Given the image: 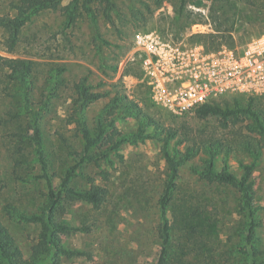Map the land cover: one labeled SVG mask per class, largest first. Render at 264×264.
<instances>
[{
  "label": "rangeland",
  "instance_id": "1",
  "mask_svg": "<svg viewBox=\"0 0 264 264\" xmlns=\"http://www.w3.org/2000/svg\"><path fill=\"white\" fill-rule=\"evenodd\" d=\"M237 1L236 43L232 47L264 34V0ZM20 3L21 0H0V15L14 18L19 13L17 5ZM90 6L91 12L85 6V0L75 4L72 0H61L56 9L39 10L26 22L15 53L5 50V37L0 34V64L3 57H22L42 63L35 90L36 100L42 97L41 87L48 70L58 73L60 67L66 68L58 76L62 80L56 86V95L42 110L45 159L55 191L61 190L67 168L79 161L71 186L89 187L94 182L108 189L107 201L100 207L73 201L67 208L66 199L57 204H63L59 212L67 208L66 216L72 225L88 224L92 227L89 232L59 234L65 246L85 253L65 256L62 264L157 262L161 250L158 199L167 172L162 147L168 128L178 131V136L170 140V150L176 149V145L182 153L197 150L192 159L181 166L178 179L181 194L176 196V200L190 197L197 207L198 214L193 222L200 231L202 250L194 258L197 255L206 258L205 251H209V264L239 261L236 248L244 219L239 211L237 191L230 186L205 182L190 169L192 164L205 165L210 155L204 144L209 139H220L236 148L229 155L224 149L220 151L217 156L219 167L227 161L232 172L242 175L244 165L251 166L254 203L258 206L262 223L257 230L256 244L264 249V148L262 155L255 160L243 144L258 135L248 126L252 118L241 116L235 123L218 116L200 118L196 111L179 114L158 105L132 58L135 37L146 29L184 42L197 41L192 37L194 33L212 31L207 20L210 19L212 0H187L186 13L193 22L186 24L180 32L176 21L181 0H162L160 5L157 0H94ZM69 9L73 10L77 21L67 27ZM114 65L117 69L112 68ZM2 70L0 67V74ZM83 79L90 85V91L101 95L90 101L84 110L91 136L97 137L100 128L103 129L87 156H84L85 142L74 104L78 96L75 84ZM5 85L0 81L1 90ZM119 92H125L143 110L153 114L162 125L161 132L152 137L123 141L114 149L118 138L139 130L141 120L139 114L129 116L123 102L112 103ZM2 94L0 219L9 227L25 256H29L32 245L38 241L39 226L22 220L19 215L37 213L41 206L48 204L49 187L34 147L22 142L23 149L19 152V140L12 135L4 115L5 110L16 103L11 98H3ZM237 96L242 98L243 105L247 104L248 96ZM253 105L264 112V94L256 96ZM23 125L27 127V124ZM60 133L68 138L70 147L64 145ZM71 151H78L79 155H70ZM262 256L261 260H264Z\"/></svg>",
  "mask_w": 264,
  "mask_h": 264
},
{
  "label": "trees",
  "instance_id": "2",
  "mask_svg": "<svg viewBox=\"0 0 264 264\" xmlns=\"http://www.w3.org/2000/svg\"><path fill=\"white\" fill-rule=\"evenodd\" d=\"M61 0H21L17 5L19 13L14 18L6 15H0V34L5 37L4 48L7 52L15 53L20 38V34L28 20L41 9H56ZM94 0H85V6L88 11L92 9L90 3ZM111 2L112 0H103ZM187 0H181L176 28L178 32L187 24L192 23L186 13ZM73 4L79 0H72ZM162 0H157L160 5ZM239 5L237 0H212V7L207 19L212 26V31L198 32L192 35L198 42L203 44L208 50H216L223 45L232 47L236 43L234 29L237 23V14ZM72 9L68 10V19L66 25H73L77 19ZM168 38V37H166ZM180 40V39H178ZM242 45V44H241ZM136 61L139 67V74L143 77L140 63ZM41 62L22 58V57H3L0 67L3 69L0 74L1 83H6L0 93L3 98H11L16 104L8 107L4 115L9 128L12 129V135L18 140V150L22 151L24 143H30L38 154L45 171V178L49 187V202L41 206L37 213H20V218L27 222L39 226L38 241L32 245V253L25 256L19 244L16 242L9 227L0 219V264H62L63 257L81 256L83 251L69 248L62 243L59 234H68L74 231H91V225L74 226L66 216L67 208L73 201H81L93 207H100L108 198V189L105 186L93 182L89 187L77 188L71 186V179L74 176L79 162L67 168L65 176L61 181V190L55 191V186L47 171V160L45 159L44 138L42 129V110L48 107L50 100L56 95V86L62 80L58 76L64 70V67L55 70L49 69L41 87L42 97L35 99V90L37 79L39 78ZM117 69V66H112ZM66 69V68H65ZM77 97L74 100L75 110L78 112L77 122L81 125L82 138L84 144V156H87L91 145L101 136L103 129L97 137H92L87 125L84 110L87 104L101 95L98 92L90 91V85L81 80L75 84ZM5 91V92H4ZM1 96V95H0ZM256 97V96H255ZM254 96L248 97L246 105L242 104V98L238 96L225 97L221 101L204 104L196 109V114L200 118L208 116H218L223 120L231 119L237 123L241 116L251 117L252 121L248 126L251 131L258 135L253 136V140L245 141L244 148L252 157L257 160L263 153L264 148V112L261 108L254 107ZM123 102L125 112L129 116L140 115L139 130L131 135L118 138L113 145L114 149L119 147L123 141L143 139L152 137L161 132L162 125L158 119L151 113L143 110L139 104L128 97L125 92L117 93L112 103ZM39 103V105H37ZM27 124V127L23 125ZM178 136L177 129L168 128L165 132L163 143V155L167 164L166 178L163 181V190L158 199V206L161 216L159 224L158 237L161 243V250L155 264H209V251H205L206 258H201L195 254H201V244L199 238V228L194 224L193 218L198 214L197 207L191 198L183 197L176 200L177 194H181L179 187V177L181 166L184 162L192 159L194 151L188 150L182 153L177 147L173 151L169 148L170 140ZM28 140H27V139ZM60 138L64 145L70 147L68 138L60 133ZM243 141V142H244ZM181 140L177 141L179 144ZM184 142V141H183ZM242 143V142H241ZM194 145H197L194 143ZM205 149L209 153V158L205 165H190L193 173L209 183H219L234 188L239 195V211L243 214V225L240 233V240L236 251L239 253V261L234 264H264L261 256L264 258V249L257 246V230L261 226L258 215V206L254 203L252 188L254 185L251 179V166L244 165L245 171L242 175H237L229 169V163L225 161L219 167L217 156L222 149L229 155L233 148L230 143H224L220 139H209L205 144ZM191 147V146H188ZM70 155L78 156V151H71ZM64 193V194H63ZM187 196V193L184 195ZM66 199L67 208L63 212L59 209L63 204L57 205L61 200ZM69 205V206H68ZM63 208V207H62ZM202 243V242H201ZM204 243V242H203Z\"/></svg>",
  "mask_w": 264,
  "mask_h": 264
},
{
  "label": "built area",
  "instance_id": "3",
  "mask_svg": "<svg viewBox=\"0 0 264 264\" xmlns=\"http://www.w3.org/2000/svg\"><path fill=\"white\" fill-rule=\"evenodd\" d=\"M132 56L154 102L175 113L225 97L264 94V34L236 47L208 50L146 29L136 35Z\"/></svg>",
  "mask_w": 264,
  "mask_h": 264
}]
</instances>
